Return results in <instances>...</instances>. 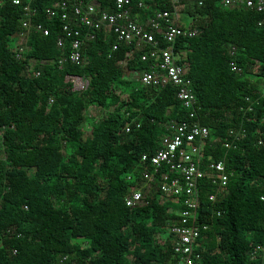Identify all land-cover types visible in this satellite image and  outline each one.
Segmentation results:
<instances>
[{"label":"trees","instance_id":"obj_1","mask_svg":"<svg viewBox=\"0 0 264 264\" xmlns=\"http://www.w3.org/2000/svg\"><path fill=\"white\" fill-rule=\"evenodd\" d=\"M58 1L77 2L34 0V24L49 36L33 32L21 61L24 13L11 1L0 7V264H179L171 228L182 199L161 192L170 169L154 175L142 158L156 155L168 124L189 112L175 87L136 84L132 75L151 68L142 60L151 48L119 44L113 51V32H95L81 64L61 67L72 40L58 47L62 15L46 13ZM99 1L113 12L115 0ZM200 1L182 0L180 26L199 35L178 40L175 53L193 84L196 120L210 131L201 167L224 161L230 178L215 203L212 177L200 181L198 223L207 226L197 242L201 264H264V13ZM140 3L132 0V14L145 19L172 10L166 0ZM67 77L89 86L75 91ZM137 190L144 198L130 208L125 200Z\"/></svg>","mask_w":264,"mask_h":264},{"label":"built area","instance_id":"obj_2","mask_svg":"<svg viewBox=\"0 0 264 264\" xmlns=\"http://www.w3.org/2000/svg\"><path fill=\"white\" fill-rule=\"evenodd\" d=\"M6 1H11L13 6L22 9L23 21L21 31L17 37L16 59H26L28 41L33 32L49 36V30L41 24H34L37 10L32 7L34 0H0V7ZM109 1V0H106ZM172 5V10L158 11L149 17L145 24L140 23L132 14V0H115L114 10L104 9L99 0H77L71 8L67 2L58 1L46 10L49 17L61 13L63 19V34L58 41V47H64L66 39L72 40V51L66 58L59 61L62 67L66 63L80 65L82 62V46L85 41H93L95 32L105 30L113 32L118 44L113 46V51L119 49V44L135 46L137 50L150 47L151 50L142 56L144 62H151V68L140 74V83L144 86L159 89L171 85L177 89V99L181 101L189 115L182 122H171L167 126V135L162 142L161 150L154 156L144 155L143 162H149L154 169V175L164 165L170 171L162 175L160 184L161 192L165 197L175 196L181 198L183 211L181 219L171 228L175 240L173 248L180 259L179 264H201L198 240L202 229L198 223L199 185L206 175L212 177L218 192L210 196V201L215 203L229 183V175L224 161H211L207 170L201 167L202 146L210 136L208 128L201 126L196 120V97L192 81L188 78L186 69L179 64L181 56L175 53V47L180 39H191L199 35L197 29H184L180 26V5L182 0H166ZM205 0L200 1V5ZM226 8H247L264 13V0H224ZM140 8L145 7L141 2ZM87 29L83 34L81 28ZM161 36L167 47H160L157 36ZM232 56L236 55V48L230 50ZM233 72L240 73L241 69L233 60L230 63ZM39 76V73H37ZM67 81L74 84V90L82 92L89 86L83 78L67 77ZM53 101H51L52 103ZM252 110V109H251ZM130 129H127L129 132ZM1 133V131H0ZM237 139L232 131L231 137ZM232 143L226 142L227 149L232 148ZM174 174L171 177L169 174ZM146 179L151 175L146 174ZM143 191H134L126 198V205L135 207L143 200ZM264 202V196L261 197Z\"/></svg>","mask_w":264,"mask_h":264},{"label":"crops","instance_id":"obj_3","mask_svg":"<svg viewBox=\"0 0 264 264\" xmlns=\"http://www.w3.org/2000/svg\"><path fill=\"white\" fill-rule=\"evenodd\" d=\"M149 1H151V0H141V2H144V3L149 2ZM135 19L138 20L140 23H143V24H145V22L147 21V19H145L144 15L138 14V13L135 15ZM179 23H181L180 19H179Z\"/></svg>","mask_w":264,"mask_h":264},{"label":"rangeland","instance_id":"obj_4","mask_svg":"<svg viewBox=\"0 0 264 264\" xmlns=\"http://www.w3.org/2000/svg\"><path fill=\"white\" fill-rule=\"evenodd\" d=\"M181 9L183 11V7ZM132 79L136 82V84H138L139 83V79H140V75L139 74L132 75ZM96 112L99 113L100 112V109L93 110L92 113H96ZM88 130H90V128ZM164 237H166V236H164Z\"/></svg>","mask_w":264,"mask_h":264}]
</instances>
